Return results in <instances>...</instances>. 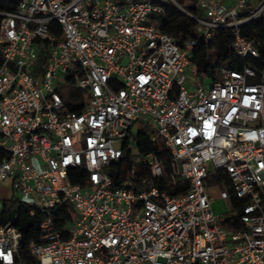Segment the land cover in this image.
<instances>
[{
  "label": "built area",
  "instance_id": "built-area-1",
  "mask_svg": "<svg viewBox=\"0 0 264 264\" xmlns=\"http://www.w3.org/2000/svg\"><path fill=\"white\" fill-rule=\"evenodd\" d=\"M195 1L199 15L180 0H21L0 12V183L43 216L32 262L21 233L0 226V264H264V70L191 84L197 41L160 28L170 4L201 41L231 30L233 52L259 58L241 29L264 22V0ZM140 132L163 143L170 173L138 153ZM165 178L187 190H160ZM209 185L240 204L239 230L216 214ZM64 204L74 220L61 228Z\"/></svg>",
  "mask_w": 264,
  "mask_h": 264
},
{
  "label": "trees",
  "instance_id": "trees-1",
  "mask_svg": "<svg viewBox=\"0 0 264 264\" xmlns=\"http://www.w3.org/2000/svg\"><path fill=\"white\" fill-rule=\"evenodd\" d=\"M21 0H11L9 2H0V12H15ZM184 7L199 15V9L195 0H180ZM185 1V2H184ZM165 14L161 17L162 25L161 30L163 33L171 36L177 41L184 42L185 40H196L197 45L192 53V64L194 65L198 75L204 77L208 82H215L219 78V72L223 68L230 70L241 71L245 65L257 71L264 70V22H250L243 26L241 34L244 37L255 40L259 58H251L243 60L239 58L232 50L233 32L226 29H217L214 31L212 39L208 42L201 41L195 34V22L186 17L173 5L166 4L164 7ZM1 23V19H0ZM63 93V92H62ZM64 94V93H63ZM77 101L81 100L77 94H74ZM66 105L71 112H80L82 105H73L66 100ZM137 144V151L141 154L153 153L164 163L167 173H170V154L165 149L163 143H151L144 132H140L135 137ZM6 157L4 151L0 150V162ZM130 152L126 151L124 158L121 161V168L118 175L113 177L115 186L124 177L126 169L130 163ZM74 184L84 185V178H72ZM160 190H166L169 194L175 196L187 190V184L180 178L175 185H170L168 179H162L157 183ZM3 208L0 213V226L10 223L22 235L20 254L22 259L32 262L30 255L31 249L34 245L39 243L40 238V224L43 216L36 214L31 217L28 211L25 210L24 205L14 199L12 196L4 199ZM234 209H238L240 204L235 200L231 202ZM60 222V227L64 228L70 225L74 220V213L68 204L62 206L61 211L56 214ZM239 216L228 218L225 225L231 230H239L240 224L238 223Z\"/></svg>",
  "mask_w": 264,
  "mask_h": 264
},
{
  "label": "rangeland",
  "instance_id": "rangeland-1",
  "mask_svg": "<svg viewBox=\"0 0 264 264\" xmlns=\"http://www.w3.org/2000/svg\"><path fill=\"white\" fill-rule=\"evenodd\" d=\"M188 80L191 82V84H196L201 80V82H204V77L201 75H198L196 72V69L194 68L193 64H191L187 71ZM75 91L78 92V89L75 88ZM151 130V129H149ZM210 194L216 199V208L219 206V210L216 209V212L221 214L222 217L229 218L231 216H237V211H234L231 204L228 201H224L220 198L219 189L212 188L209 190ZM11 189L8 186V183H0V200L8 199L11 197Z\"/></svg>",
  "mask_w": 264,
  "mask_h": 264
},
{
  "label": "crops",
  "instance_id": "crops-1",
  "mask_svg": "<svg viewBox=\"0 0 264 264\" xmlns=\"http://www.w3.org/2000/svg\"><path fill=\"white\" fill-rule=\"evenodd\" d=\"M212 188H216L217 190L219 189L216 185H209L208 186V191L210 190V189H212ZM209 193H210V191H209ZM219 194H220V192H219ZM214 198V197H213ZM214 210H215V212H216V209L217 210H219V206H217V208H216V199H214ZM230 203V202H229ZM231 204V203H230ZM216 214H218V215H221V214H219V213H217L216 212Z\"/></svg>",
  "mask_w": 264,
  "mask_h": 264
}]
</instances>
